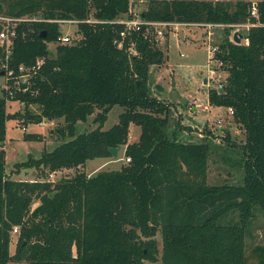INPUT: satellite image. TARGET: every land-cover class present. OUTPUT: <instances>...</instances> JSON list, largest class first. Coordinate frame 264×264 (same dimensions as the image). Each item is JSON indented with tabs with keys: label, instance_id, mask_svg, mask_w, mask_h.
Segmentation results:
<instances>
[{
	"label": "trees",
	"instance_id": "obj_1",
	"mask_svg": "<svg viewBox=\"0 0 264 264\" xmlns=\"http://www.w3.org/2000/svg\"><path fill=\"white\" fill-rule=\"evenodd\" d=\"M255 1L258 17L250 14L252 0H148L140 11L147 20L252 23L248 44L233 42L231 26L223 27L216 56L228 75L222 90L207 91L208 103L231 107L245 129L243 182L217 184L206 180V146L179 141L168 128V104L150 93V66L163 53L152 29L116 20L130 14V0H0L1 16L19 18L9 22V51L0 45L8 66L0 143L8 99L36 104L40 112L29 116L36 121L62 117L59 131L68 133L96 109L102 124L118 103L123 110L109 128L81 132L22 164L44 175L109 157V147L121 145L129 157L92 176L29 180L6 175L0 147V264H245L249 224L256 210L264 213V0ZM66 18L77 20L80 33L49 54L46 42L59 39L57 20ZM4 25L0 19V31ZM20 65L29 69L28 82L16 87ZM132 122L140 134L128 141ZM256 248L264 264V246Z\"/></svg>",
	"mask_w": 264,
	"mask_h": 264
},
{
	"label": "rangeland",
	"instance_id": "obj_2",
	"mask_svg": "<svg viewBox=\"0 0 264 264\" xmlns=\"http://www.w3.org/2000/svg\"><path fill=\"white\" fill-rule=\"evenodd\" d=\"M147 1L130 0L131 8L141 11ZM126 15L123 13L118 19ZM70 19L57 20L60 35L68 34L69 42L80 33L77 31V21ZM90 19H94L92 14H90ZM177 27L168 25L163 29V37L155 36L163 56L161 62L150 66L148 81L150 93L168 104V128L176 131L179 141L200 143L206 146L208 157L206 180L209 183H242L244 154L241 145L245 141V129L235 120L227 106L208 103L207 91L210 87L217 85V81L209 82L210 86L203 82L209 67L215 68L221 76L228 75V70L222 65L218 67L214 61L209 62L208 52L209 43L217 45L219 49L220 42L226 35L224 28L202 25ZM209 31L211 34L208 39ZM229 38H231V31ZM59 42V40L46 42L49 54L55 53V47ZM131 51L135 52L134 49ZM7 68L8 66L0 60V95L2 89L6 87L5 69ZM24 82H28V76L25 74L21 76L19 84ZM5 110L8 114L6 136L5 140L0 143V147L5 150V173L12 178L57 180L61 177L72 176L77 171H84L88 176H92L100 170L119 169L127 162L123 150L125 145H121L116 156L87 159L78 166L62 167L54 171L46 170L44 175L41 174L40 168L22 164L30 158L39 157L44 150H50L57 143L81 132L89 131L98 125H101L102 129L109 128L118 121L119 114L123 110V106L118 103L108 110L102 124L100 120H95L98 111L96 109L85 119L78 120L72 133L59 131V127L65 124L62 117L55 119L43 117L39 121L30 118V115L40 112L34 103L26 106L21 100L8 99ZM139 133L140 126L133 122L130 123L127 140L133 141ZM37 204L38 200L33 202L32 207ZM16 236L17 232H12L10 250L15 247ZM155 237L161 252L162 242L159 230ZM258 245L264 246V213L260 210L255 211L249 224L245 264H259V250L256 248ZM157 262H160V259ZM9 264L20 263L11 261Z\"/></svg>",
	"mask_w": 264,
	"mask_h": 264
},
{
	"label": "built area",
	"instance_id": "obj_3",
	"mask_svg": "<svg viewBox=\"0 0 264 264\" xmlns=\"http://www.w3.org/2000/svg\"><path fill=\"white\" fill-rule=\"evenodd\" d=\"M249 11H250V14L252 16L258 17V10H257V5H256L255 0H252V2L250 4ZM0 19L5 21V25H4L3 29L0 31V45H3L6 49V51H9V47L11 44V35L14 33V25L9 24V22L17 20L19 18H14V17L11 18V17L0 15ZM69 20H71V19H69ZM116 20L123 22L129 29H134V30H140L142 28V26L145 25V31L146 32H148L150 29H152V33L155 36H160V37L164 36L163 29L165 27H167L168 25H173L175 27L180 26V25H202V26H207V27L231 26L232 29H231V38L230 39L233 42H235L232 38V35H233L234 31H240L243 34V37L241 38L239 43H244V44H248V42H249L248 37L246 36V31L249 28V26L252 24L249 21L230 24V23H215V22H180V21L147 20L141 16L140 11H137L135 9H131L130 14L126 15L123 18H119V19L117 18ZM241 30H243L244 32H242ZM210 34H211V31H209V33L207 35L208 39L210 38ZM58 40L60 42L66 43V42L70 41V36L68 34H61V35H59ZM217 51H218L217 45L209 43V48H208L209 62L214 61L218 65V67H220V65H222V60H221V58L216 56V54L218 53ZM41 61H42L41 58H37L36 65L40 64ZM19 69L21 71H25L22 74H20L19 80H20L21 76L24 74H25V76H28V74H29L28 68H25V67H23V65H20ZM8 73L9 74L12 73V69L8 70ZM220 76H221V74L219 72L217 73L215 71V68L209 67L208 72H207V76H206V78H204L205 83H206L205 85L210 86L209 82L216 80L217 85H215L213 88L217 89L218 91L222 90L223 84L226 80L227 75L225 74L221 77ZM217 77H218V80H217ZM19 80L16 81V87L19 86ZM6 87H7V85H6ZM9 92L12 93V90H10ZM228 109L231 113L233 112L231 107H228ZM125 159L128 161L129 157H126ZM17 231H18V227L14 226L12 232L15 233Z\"/></svg>",
	"mask_w": 264,
	"mask_h": 264
},
{
	"label": "water",
	"instance_id": "obj_4",
	"mask_svg": "<svg viewBox=\"0 0 264 264\" xmlns=\"http://www.w3.org/2000/svg\"><path fill=\"white\" fill-rule=\"evenodd\" d=\"M243 37V34L240 31H234L232 38L236 43H239L241 38ZM3 72V71H2ZM138 82V81H137ZM203 82H205V79L203 80ZM118 147L116 146H110L109 147V151L111 153L112 156H116L118 153Z\"/></svg>",
	"mask_w": 264,
	"mask_h": 264
},
{
	"label": "crops",
	"instance_id": "obj_5",
	"mask_svg": "<svg viewBox=\"0 0 264 264\" xmlns=\"http://www.w3.org/2000/svg\"><path fill=\"white\" fill-rule=\"evenodd\" d=\"M181 37L183 38V35H181ZM197 106V105H196ZM140 134V133H139ZM136 135V134H135ZM138 136L139 135H136L135 136V138L137 139L138 138ZM135 140V139H134ZM124 150V149H123ZM104 158H107V157H104ZM11 247V246H10ZM14 251V247H12V249H11V252H13ZM9 262H11V261H9ZM9 262L7 263V264H9ZM12 262H14V261H12ZM15 263V262H14ZM18 263H20V264H25L24 262H18Z\"/></svg>",
	"mask_w": 264,
	"mask_h": 264
}]
</instances>
